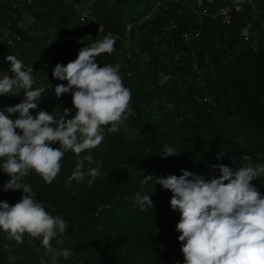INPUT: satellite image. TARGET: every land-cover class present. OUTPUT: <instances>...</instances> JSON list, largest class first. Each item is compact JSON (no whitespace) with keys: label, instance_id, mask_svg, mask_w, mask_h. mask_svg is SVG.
<instances>
[{"label":"trees","instance_id":"1","mask_svg":"<svg viewBox=\"0 0 264 264\" xmlns=\"http://www.w3.org/2000/svg\"><path fill=\"white\" fill-rule=\"evenodd\" d=\"M215 1L203 14L198 0H0V66L9 70L4 59L14 54L26 69L33 67L34 87L47 89L36 111L62 116L71 109L66 119L75 116L70 94L56 98L55 87L67 82L54 79L52 71L108 35L116 37L115 51L96 63L118 67L132 93L128 119L91 150V166L103 172L94 184L70 180L77 163L72 152L52 184L34 172L26 178L46 210L68 224L62 247L73 255L59 264H184L172 193L154 181L142 184L144 175L180 176L187 170L209 181L220 175L210 165L235 170L248 163L241 160L245 154L253 166L264 165V0L257 3L260 14L251 7L231 11L228 24L217 15L221 2ZM84 9L96 24L81 18ZM183 35H191L188 43ZM164 55L172 58L169 63L161 60ZM205 93L211 105L197 99ZM23 97H0V107ZM169 146L179 155L162 158ZM9 179L0 173V189ZM252 183L264 195V175ZM141 190L152 195L153 208L136 205ZM22 195L0 190V201L13 206ZM11 258L51 264L38 240L25 234L18 243L0 231V264H11Z\"/></svg>","mask_w":264,"mask_h":264},{"label":"clouds","instance_id":"2","mask_svg":"<svg viewBox=\"0 0 264 264\" xmlns=\"http://www.w3.org/2000/svg\"><path fill=\"white\" fill-rule=\"evenodd\" d=\"M115 43V36H105L81 48L74 61L54 67L53 78L67 82L55 87V96L71 95L76 109L71 119H66L71 109H65L62 116L36 111L47 89L34 87L33 67L26 69L14 54L4 59L11 75H0V97L21 92L24 97L14 106L0 107V173L10 177L0 190H22L23 195L13 206L0 201V231L18 243L25 234L38 240L51 264L73 255L72 248L62 247L68 224L62 216L46 210L26 178L34 172L52 184L68 152L77 157L70 180L92 185L103 175L99 166H91V150L101 145L106 132H118L132 112V93L118 67L96 63L97 57L115 51ZM16 114L18 118L12 119ZM56 144L59 147L53 148ZM176 155L175 148L169 146L162 158ZM241 160L248 163L235 170L223 163L210 165L220 175L209 181L187 170L180 176L144 175L142 184L154 181L172 193L170 206L180 213L176 231L184 264H264V195L252 183L264 175V165L253 166L246 154ZM151 196L141 190L134 195V202L142 210L153 208Z\"/></svg>","mask_w":264,"mask_h":264},{"label":"built area","instance_id":"3","mask_svg":"<svg viewBox=\"0 0 264 264\" xmlns=\"http://www.w3.org/2000/svg\"><path fill=\"white\" fill-rule=\"evenodd\" d=\"M260 1L261 0H220L221 5H220V8L218 9L217 15L221 16L224 22L228 24L230 23V12L231 11L240 13L243 9L247 7H251L252 13L260 14L261 9L259 5L257 4ZM215 2H216L215 0H198L197 7L200 8L203 14H207V10L204 7L206 6V4L214 5ZM79 15L81 16L82 19L92 21L93 23H95V21L90 17L88 11L80 10ZM97 27L101 29L100 25H97ZM190 38H191V35H183L182 37L185 43H188L190 41ZM245 39L246 41H248L249 40L248 36H246ZM193 68L195 69V64H193Z\"/></svg>","mask_w":264,"mask_h":264},{"label":"rangeland","instance_id":"4","mask_svg":"<svg viewBox=\"0 0 264 264\" xmlns=\"http://www.w3.org/2000/svg\"><path fill=\"white\" fill-rule=\"evenodd\" d=\"M84 10H85V9H84ZM171 59H172V58H171L170 56H168V55H164V56L161 58L162 61H166L167 63H169V62L171 61ZM0 70H3V71H4V72L0 73V75H4V74L10 75V73L7 71V69L4 68L3 66H0ZM175 75H177V76H181V77H182V75H181L180 73H178V72H175ZM182 79H183V80H186L185 77H182ZM20 94H21V93H20ZM11 97L18 99V98L20 97V95H19V96H11ZM197 99H198L200 102L206 103V104H208V105H211V104H212V103H211V99H209V97L206 95V93H205L203 96L200 95ZM75 112H76V110H75ZM191 133H192V137H193L194 140L199 139V134H198L197 132H195L194 130H191ZM105 141H106V137L104 136V140H103V142H102L101 144H104ZM106 147H107V146H106ZM11 264H18V263H17L13 258H11Z\"/></svg>","mask_w":264,"mask_h":264}]
</instances>
